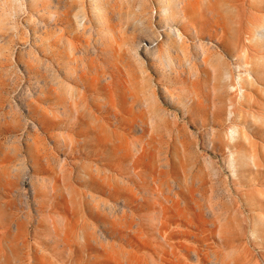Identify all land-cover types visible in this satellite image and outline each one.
Wrapping results in <instances>:
<instances>
[{
	"label": "rangeland",
	"instance_id": "rangeland-1",
	"mask_svg": "<svg viewBox=\"0 0 264 264\" xmlns=\"http://www.w3.org/2000/svg\"><path fill=\"white\" fill-rule=\"evenodd\" d=\"M0 264H264V0H0Z\"/></svg>",
	"mask_w": 264,
	"mask_h": 264
},
{
	"label": "bare ground",
	"instance_id": "bare-ground-1",
	"mask_svg": "<svg viewBox=\"0 0 264 264\" xmlns=\"http://www.w3.org/2000/svg\"><path fill=\"white\" fill-rule=\"evenodd\" d=\"M235 46H236V44H235ZM250 49H252V44H250V45L249 44H246L245 47H242L241 48V51L243 53L242 61L244 63V67L246 68L247 72H254V70H256L255 64H253L251 61H249V56H250L249 51H250ZM213 54L220 55L219 53H217L216 51H214L212 49L205 48L204 51H203V60H204V62L205 63L210 62L212 60V58H213ZM220 57H221V55H220ZM225 73H226V78L227 79H230L232 77L230 71L229 72L226 71ZM257 76H259V75H257ZM258 79H259L258 77L252 76V73L248 77L244 78L243 79V82L240 83V85H241L240 86V91L242 93L241 95L243 96L244 95V92H246V90H245L246 89L245 88V85L246 84H250V85L258 84L257 83V81H259ZM232 133L234 134V130L232 131Z\"/></svg>",
	"mask_w": 264,
	"mask_h": 264
}]
</instances>
